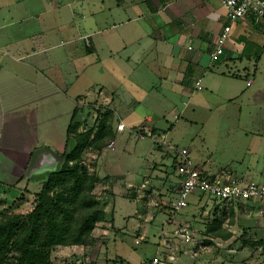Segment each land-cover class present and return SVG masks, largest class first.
Wrapping results in <instances>:
<instances>
[{"label": "crops", "instance_id": "0c3cea01", "mask_svg": "<svg viewBox=\"0 0 264 264\" xmlns=\"http://www.w3.org/2000/svg\"><path fill=\"white\" fill-rule=\"evenodd\" d=\"M89 103L95 118L107 112L122 122L135 114L218 115L221 133L246 151V169L230 174L264 180V17L232 22L221 0H0V126L13 128L2 141L62 153L73 113L81 120ZM149 116L133 126L171 130ZM190 158L208 173L225 169Z\"/></svg>", "mask_w": 264, "mask_h": 264}, {"label": "rangeland", "instance_id": "374dc122", "mask_svg": "<svg viewBox=\"0 0 264 264\" xmlns=\"http://www.w3.org/2000/svg\"><path fill=\"white\" fill-rule=\"evenodd\" d=\"M87 78L95 83L97 75L89 71ZM193 97L199 101L202 95ZM94 105L89 103L80 114L81 120L75 119L79 131L57 154L61 160L55 168L45 165L44 155L48 153H38L36 158L35 150H17L13 138L3 142L6 134L2 131L11 127L0 126V221L8 226L28 222L49 174L59 170L66 155L78 147L68 164L96 178L91 195L104 218L95 224L83 244L54 246L51 264H264V198L227 205L208 196L197 200L190 195L189 205L162 224L177 186L174 151L164 149L165 141L187 148L194 162L209 159L213 171L222 167L229 173V169H246V159L240 160L246 154L243 143H235L221 133L220 116L135 114L124 118V131H117L119 118L105 114L108 122L99 138L97 130L103 114L95 118L88 110ZM148 115L152 123L163 126L164 122L171 125V130L155 135L154 128L151 137L142 126H133ZM25 138L31 139L29 135ZM132 150V157H126ZM252 179L260 180L261 176L253 174ZM55 190H49L50 198H54ZM177 226L187 228L191 240L183 242L172 234L163 243L162 231L171 234ZM10 255L6 258L9 261Z\"/></svg>", "mask_w": 264, "mask_h": 264}, {"label": "trees", "instance_id": "16d2710c", "mask_svg": "<svg viewBox=\"0 0 264 264\" xmlns=\"http://www.w3.org/2000/svg\"><path fill=\"white\" fill-rule=\"evenodd\" d=\"M105 114L108 113L97 114L102 115L97 130L99 138L108 120ZM76 115L74 112L67 127L66 141L76 132L78 122L73 119ZM78 149L74 147L60 169L49 174L28 222L8 226L0 221V264H51L50 252L54 246L83 244L95 224L103 220L104 213L91 195L96 178L68 164ZM54 187V198H50L48 192ZM9 254L10 261L6 259Z\"/></svg>", "mask_w": 264, "mask_h": 264}, {"label": "built area", "instance_id": "2783aa9c", "mask_svg": "<svg viewBox=\"0 0 264 264\" xmlns=\"http://www.w3.org/2000/svg\"><path fill=\"white\" fill-rule=\"evenodd\" d=\"M226 9L228 18L232 21L242 20L252 16L254 21L264 17V0H221ZM230 32V26H225L217 39L216 48L213 55L220 54L222 44ZM125 124L121 121L117 124V130L125 129ZM153 137L152 133H148ZM159 142L161 140H158ZM167 150L174 151V169L177 176V186L175 188L174 200L171 203L167 217L162 224H167L174 214L180 212L189 205V196L194 195L197 200L203 196L227 205L237 203H247L264 198V180L246 182L240 180L222 169L217 173H208L205 169L194 165L191 161L187 148H179L164 142ZM177 236L183 242L191 240V234L185 227H175L172 233L162 231L163 243L167 239ZM171 236V237H170Z\"/></svg>", "mask_w": 264, "mask_h": 264}, {"label": "water", "instance_id": "95a60500", "mask_svg": "<svg viewBox=\"0 0 264 264\" xmlns=\"http://www.w3.org/2000/svg\"><path fill=\"white\" fill-rule=\"evenodd\" d=\"M41 152H46V153H48L49 155H51V156L57 158L58 160H61V159L58 157L57 153H55L53 150H51V149L48 148L47 146H43L42 148L35 150V151H34V156L36 157V155H37L38 153H41ZM37 157H38V156H37ZM37 157H36V158H37ZM36 158H35V159H36ZM32 161H33V160H32Z\"/></svg>", "mask_w": 264, "mask_h": 264}]
</instances>
